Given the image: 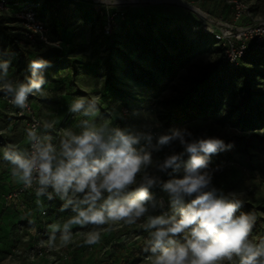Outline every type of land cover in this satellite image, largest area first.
Wrapping results in <instances>:
<instances>
[{"label":"rangeland","instance_id":"obj_1","mask_svg":"<svg viewBox=\"0 0 264 264\" xmlns=\"http://www.w3.org/2000/svg\"><path fill=\"white\" fill-rule=\"evenodd\" d=\"M145 1L146 3L137 7L153 15L156 22L153 29H157L155 30L157 37L163 32L168 36L185 39L189 49V59L186 64L175 73L169 72L172 69L169 65L164 66L166 73L157 74L155 84L149 87L134 83L126 72L127 60L148 67L149 61L145 60L144 53L140 51L137 54L131 51L128 54L120 52L121 55L109 53L98 43L101 25V20L97 17L99 5L92 0H59L56 6L60 10L54 9V11H60L62 14L60 21L64 33L63 40L67 45L62 51L59 64L54 66L49 63L38 72L45 78L43 85L45 95L31 96L30 103L35 113L42 125L44 122L52 123L53 129L50 134L54 138L52 141L54 144L59 143L64 129L71 128L76 133L82 130L80 120L87 118L69 111L73 101L81 97L88 99L85 107L91 102V98H97V106L100 109L95 118L97 126L107 121L109 127L119 126L134 134L151 133L152 146L156 145L159 135L169 132L170 129H186L184 135L187 140L209 136L223 139L225 146L211 157L206 169L213 174L210 187L222 188L225 194L243 193L239 196L244 201L240 211L251 212L256 216V224L250 238L264 237V153L246 148L243 143L244 138L250 134L264 136V53L255 54L245 60L246 65H253L258 73L252 80V90L253 104L259 109V114L253 120V127L244 131L237 124L238 113L235 108L237 100L233 90V87H238L239 83L235 81L232 72L228 76H222V79H216L214 76L220 52L211 40L209 31L212 29L210 21L218 19V14L224 11L221 10L220 1ZM243 1L249 4L254 17L264 16V0ZM54 11L53 8L43 10L49 26H52ZM158 23L160 26L157 25ZM67 33L71 34L69 39ZM167 49L170 54L175 53L173 46ZM5 52V49L0 48V61L6 60ZM36 57L38 56L31 59H38ZM3 71L0 68V73ZM11 80L20 81L17 77ZM205 80L212 84V88H206ZM216 84L222 89H218ZM197 91L203 94L194 97L193 101H201L203 104L195 108L196 118L182 122L180 125L168 126V116L173 106L181 99L193 97L192 95ZM3 94L4 92L0 91V98ZM222 111L223 115H221ZM10 112L0 99V153L7 145V137L12 132L11 129L14 131L18 129L13 126V116ZM188 132L192 133L191 137L188 136ZM146 144L147 141L141 136L140 145ZM152 146H149L148 150L152 151L154 161H162L166 155L183 151L179 140L161 146L159 150ZM187 160V155L181 158L180 170L174 175H183ZM5 167V160L0 156V172L5 170ZM152 171L166 180L172 170L169 169L168 173L156 172L155 169ZM152 191L157 198L163 196L165 206H168L167 195L159 187ZM62 203L63 201L56 197L49 213L56 217H44L42 220L38 217L39 225L25 222L21 219L22 212L4 206L6 210H0V225L12 224L13 219L18 218L23 223V230L14 233L9 225L10 233L0 240V264H91L93 262L149 264L147 260L149 254L144 252L142 256H138L137 251L143 250L147 238V232L142 227L143 220L133 225L121 222L119 227L113 225L109 228L105 225L100 243L91 246L85 245L83 241L86 238L85 234L92 231L93 226L84 228L73 226L72 243L66 247L62 246L59 240L60 233L57 232L55 244L49 246L50 226L54 223L62 225L72 215L70 210L59 211ZM4 211L9 213L3 215ZM18 220L15 219V222L17 223ZM38 226L43 227V235L39 233ZM40 241H43L47 254L43 259H36L31 256L30 251L33 245Z\"/></svg>","mask_w":264,"mask_h":264},{"label":"clouds","instance_id":"obj_2","mask_svg":"<svg viewBox=\"0 0 264 264\" xmlns=\"http://www.w3.org/2000/svg\"><path fill=\"white\" fill-rule=\"evenodd\" d=\"M100 3L114 8L118 0ZM49 63L30 61L31 76L14 82L8 78L10 61H0L4 70L0 73V91L10 97V104L24 110L30 95H45V78L38 72ZM87 101L77 98L69 106L71 113L87 118L80 120L79 133L64 129L59 143L54 144L52 123H43L44 134L38 131L41 125L34 123L26 129L28 148L9 144L3 150L13 179L25 189L35 185L37 205L41 204L40 197H58L63 201L59 211L72 213L62 225L50 226L49 246L55 244L57 232L62 246L72 243L73 226H93L83 241L91 246L100 243L103 226L119 227L121 222L133 225L143 220V230L148 233L143 251L149 254V264H264V237L250 238L256 216L240 211L244 201L239 196L243 193L225 194L222 188L210 187L213 174L206 169L211 157L225 146L223 139L209 136L187 140L186 129H170L152 146L151 133L134 134L119 126L109 127L107 121L97 126V98H91L85 107ZM141 136L146 145H140ZM175 140H179L182 152L166 155L162 161L153 160L149 146L159 150ZM184 155L188 160L183 175H174ZM152 169L172 171L165 180ZM156 187L167 195V210L163 196L157 198L152 191Z\"/></svg>","mask_w":264,"mask_h":264},{"label":"trees","instance_id":"obj_3","mask_svg":"<svg viewBox=\"0 0 264 264\" xmlns=\"http://www.w3.org/2000/svg\"><path fill=\"white\" fill-rule=\"evenodd\" d=\"M25 1L37 5L35 9L37 18L41 20L49 29L50 40L52 42H59L60 45L58 48L42 45L38 46L36 49L29 47L23 38L22 29L17 19L14 17V14L19 10V7L18 5H15L13 0H8L9 13L0 14V48L6 50L4 53V59L11 62V67L8 69V78L12 79L17 77L20 81H24L27 76H31V70L28 67L29 62L33 60L31 58L38 56L36 58L43 59L48 62L53 59L50 64L56 66L60 63L62 51L65 45H67L63 40L64 33L60 21L62 19V14L60 11H54V9H58V6L56 5H58L59 0H19V5L23 4ZM220 3L221 10L224 11L223 13H219L218 16L226 13H230L231 15L229 7L222 1H220ZM51 8H53L54 12L52 14V26H49L43 10ZM137 8L138 7H129L125 9V18L123 20L117 19V27L113 30L112 35L109 37L104 36L102 33L101 27L103 25V18L99 16L97 12V17L101 20L100 39L98 40V43L103 45V47H105V49L111 54L117 53L118 55H121L120 52L128 54L130 51L134 54H137L139 51L144 53L143 56L145 57V60L149 61V66L143 67L139 63L127 60L128 66L126 72L128 73V77L131 78L134 83L149 87L151 84H155L157 74L166 73L164 66L169 65L172 67V69H170L171 71H169L170 73H175L176 70L182 68L189 59V49L185 39L183 38L180 39L178 37L168 36L163 34V32H161L160 36L157 37V31H155L157 29H153V26L156 25L153 15H151V13H147V11L142 8ZM112 11L114 12V10ZM220 20L230 22L232 20V15L230 21L227 19ZM157 25L160 26V23ZM66 36L67 39H69L71 34L67 33ZM169 46H173L175 48V53H169L167 49ZM218 49L220 57L218 64L215 67L216 71L214 76L217 79L225 75L228 76L231 72L233 73L232 75H234L235 81L239 83L238 87H233L237 100V105L235 107L236 112L238 113L237 124L240 125L244 131L250 130V128L253 127L254 118L259 114V109L253 104L254 92L252 90V80L258 75V73L255 71L253 65H246L245 60H247L250 56L253 57L255 54H263L264 51L250 49L240 60L239 66L237 68H233L229 65L221 63L222 49L220 47H218ZM40 54H42L41 57ZM204 83L206 88H212V84L207 80H205ZM216 86H218V89H222L219 84H216ZM202 94V92L197 91L194 95H192L193 97L181 99L177 102L171 109L168 116V126L180 125L182 122L195 119L197 116L196 109L199 108L203 102H195L193 101V98ZM4 96L5 94H3L0 98L4 107L11 111L10 114H16L18 117L19 108L15 106L7 107L3 100ZM203 101L205 102V100ZM30 106L33 113L38 117V115L34 112L31 103ZM22 119L25 122V118ZM243 143L246 148L260 150L264 153V136L250 134L244 138ZM49 191H52L51 188H49ZM53 195L55 196V193H53ZM54 200L55 198L47 206L48 209L46 217H56L49 214L50 207L52 206ZM167 209L168 206L165 210ZM146 234L148 236V233ZM137 251L138 256H142L144 253L142 249H138ZM124 257L126 258L127 256L125 255ZM91 264L100 263L93 262Z\"/></svg>","mask_w":264,"mask_h":264},{"label":"built area","instance_id":"obj_4","mask_svg":"<svg viewBox=\"0 0 264 264\" xmlns=\"http://www.w3.org/2000/svg\"><path fill=\"white\" fill-rule=\"evenodd\" d=\"M13 1L19 7L14 17L22 29L23 38L27 45L33 49H36L40 45L58 48L60 43L50 40L49 29L37 18L35 11L37 5L27 1L19 5V0ZM92 1L99 5L98 15L103 18L101 30L103 35L107 37L111 36L113 30L117 27V19L123 20L125 18V9L141 6L146 3L145 0H118L114 8H106L104 4L100 3V0ZM196 1L202 2L205 0ZM217 1H222L229 7L232 20L230 22L220 19L211 20L212 29L209 33L213 43L222 49L221 63L237 68L240 60L250 49L264 51V16L261 18L254 17L249 4L243 0ZM8 3V0H0V14L9 13ZM31 96L28 97V107L24 110L19 108L18 117L25 118V129L30 128L34 123H39L41 127L38 131L43 134L41 120L33 113L30 106ZM3 100L7 107H14V105L9 103L10 97L4 96ZM26 147H29L28 142ZM27 195L36 197L35 185L31 189H25L23 184L20 183L16 189L8 191L3 195V206H16L19 200ZM40 200L42 202L40 216L44 218L47 215V206L53 199L48 200L46 196H43L40 197ZM39 230V233L43 235L44 229L42 226L39 227ZM30 252L31 256L36 259H43L47 254L43 241L33 245Z\"/></svg>","mask_w":264,"mask_h":264},{"label":"crops","instance_id":"obj_5","mask_svg":"<svg viewBox=\"0 0 264 264\" xmlns=\"http://www.w3.org/2000/svg\"><path fill=\"white\" fill-rule=\"evenodd\" d=\"M218 19H227L228 21H230L231 15L230 13H226L224 15L218 16ZM10 115L13 116L12 118L14 122L13 126L18 127V129L15 131L11 129L12 132L9 133V136L7 137V145L17 144L21 148H26L27 140H26L25 122L22 118L17 117L16 114H10ZM42 133H43V129H42ZM0 156L3 158V151L0 153ZM5 163H6V167H5L6 169L0 172V208H1L0 210L2 209L6 210L5 209L6 207L4 208L3 206V195L8 191L16 189L20 184L15 179H13L11 174V166L9 165V163L7 161H5ZM36 200L37 198L34 196L31 195L24 196L19 200V203L16 206H10V209L11 210L15 209L18 212H22L23 216L21 219L24 220L25 222H29L31 220L34 221V223L32 224L39 225L40 222L38 221V217L41 220L44 218L40 216V212L42 210V202L40 205H37ZM7 213L9 212L4 211L3 215ZM15 219L18 220V218ZM15 219H13V223H12L13 225L12 224L0 225V240L5 236L7 237L8 233H10L8 232L9 225H10V230H13L12 232L14 233L23 230V223H21L22 221L18 220L16 223ZM0 252H1V248H0Z\"/></svg>","mask_w":264,"mask_h":264},{"label":"bare ground","instance_id":"obj_6","mask_svg":"<svg viewBox=\"0 0 264 264\" xmlns=\"http://www.w3.org/2000/svg\"><path fill=\"white\" fill-rule=\"evenodd\" d=\"M97 2V1H96ZM99 2V1H98ZM151 3H157L156 1H150ZM192 8V7H191ZM193 9V8H192ZM196 11H198L197 9H195ZM194 11V10H193Z\"/></svg>","mask_w":264,"mask_h":264}]
</instances>
